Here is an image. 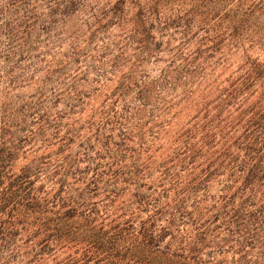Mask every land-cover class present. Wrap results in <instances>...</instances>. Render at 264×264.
<instances>
[{"label": "trees", "instance_id": "obj_1", "mask_svg": "<svg viewBox=\"0 0 264 264\" xmlns=\"http://www.w3.org/2000/svg\"><path fill=\"white\" fill-rule=\"evenodd\" d=\"M0 264H264V0H0Z\"/></svg>", "mask_w": 264, "mask_h": 264}]
</instances>
